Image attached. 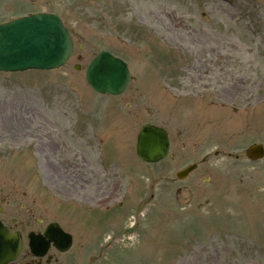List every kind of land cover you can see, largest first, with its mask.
<instances>
[{"label":"rangeland","instance_id":"374dc122","mask_svg":"<svg viewBox=\"0 0 264 264\" xmlns=\"http://www.w3.org/2000/svg\"><path fill=\"white\" fill-rule=\"evenodd\" d=\"M38 11L74 50L57 69L0 71V126L24 121L0 131V176L78 233L71 252L96 249L91 264H264V157L244 154L264 146V0H0V21ZM100 50L127 63L119 95L85 80ZM145 123L172 158L137 157Z\"/></svg>","mask_w":264,"mask_h":264},{"label":"water","instance_id":"95a60500","mask_svg":"<svg viewBox=\"0 0 264 264\" xmlns=\"http://www.w3.org/2000/svg\"><path fill=\"white\" fill-rule=\"evenodd\" d=\"M72 51V41L56 14L33 13L0 23V70L51 69L65 63ZM89 85L99 93L119 94L129 81L125 62L107 51H99L85 71ZM168 152L164 129L144 124L137 136L136 153L147 162L163 159ZM247 157L258 159L263 155L260 144L246 150ZM195 166L177 172L185 177ZM7 247V246H6ZM11 246L2 254L12 255Z\"/></svg>","mask_w":264,"mask_h":264},{"label":"flooded vegetation","instance_id":"af4514ba","mask_svg":"<svg viewBox=\"0 0 264 264\" xmlns=\"http://www.w3.org/2000/svg\"><path fill=\"white\" fill-rule=\"evenodd\" d=\"M245 84L250 87L249 80ZM23 125L19 114L10 127L0 126V131L3 135H20ZM19 186L16 176H0V233L6 236L1 241L19 246L16 256L6 264H89V248L84 243L71 252L78 233L61 226L71 236L70 247L61 250L67 236L60 234L57 226H50L54 221L48 219L46 210L33 198H27L26 191L19 190Z\"/></svg>","mask_w":264,"mask_h":264}]
</instances>
